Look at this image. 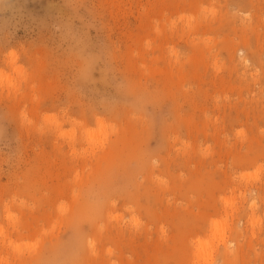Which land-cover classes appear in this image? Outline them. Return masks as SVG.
<instances>
[{"label":"rangeland","instance_id":"rangeland-1","mask_svg":"<svg viewBox=\"0 0 264 264\" xmlns=\"http://www.w3.org/2000/svg\"><path fill=\"white\" fill-rule=\"evenodd\" d=\"M0 264H264V0H0Z\"/></svg>","mask_w":264,"mask_h":264},{"label":"bare ground","instance_id":"bare-ground-1","mask_svg":"<svg viewBox=\"0 0 264 264\" xmlns=\"http://www.w3.org/2000/svg\"><path fill=\"white\" fill-rule=\"evenodd\" d=\"M215 225H217V222H215ZM222 237H223V236H222ZM221 239H223V241H224V237L221 238ZM221 239H220V240H221ZM200 244H202V243H200ZM204 244L208 245L207 243H204ZM199 247H202V246H199ZM203 247H204V246H203ZM203 247H202V248H203ZM207 247H208V246H205V248H207ZM200 249H201V248H200ZM200 249H198V250L201 251Z\"/></svg>","mask_w":264,"mask_h":264}]
</instances>
